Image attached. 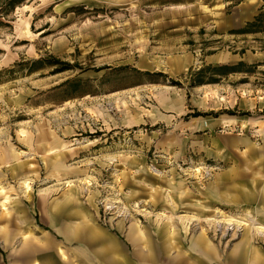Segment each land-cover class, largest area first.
Returning <instances> with one entry per match:
<instances>
[{
	"label": "rangeland",
	"instance_id": "374dc122",
	"mask_svg": "<svg viewBox=\"0 0 264 264\" xmlns=\"http://www.w3.org/2000/svg\"><path fill=\"white\" fill-rule=\"evenodd\" d=\"M244 2L251 9L235 10V22L264 5ZM236 4L25 0L0 14V264H65L61 247L79 264L84 245L63 230L85 217L122 240L136 222L161 264L177 255L197 258L190 245L205 228L221 254L245 234L263 237L255 244L264 251V230L257 229L264 202L250 181L254 172L264 174V89L253 85L256 76L239 83L242 75L231 74L193 87L188 75L211 64V53L237 54L218 64L264 61V51L251 53L263 34L229 33L219 22ZM181 54L193 56L192 66L175 75L163 69L161 62ZM52 55L73 69L29 72L30 60ZM243 138L254 143L247 162L252 149L227 143ZM5 151L18 155L2 161ZM231 169L247 177L242 191L254 190L255 201L207 198L216 176ZM179 180L182 197L173 187ZM166 225L179 233L173 245L160 233Z\"/></svg>",
	"mask_w": 264,
	"mask_h": 264
},
{
	"label": "crops",
	"instance_id": "0c3cea01",
	"mask_svg": "<svg viewBox=\"0 0 264 264\" xmlns=\"http://www.w3.org/2000/svg\"><path fill=\"white\" fill-rule=\"evenodd\" d=\"M234 1L235 0H225V4L229 5ZM242 1L243 0L236 2L237 4L233 6V15H225L224 20L221 19L219 21L223 22L222 25H225L227 30L242 26L246 21L252 20L254 16L259 12L258 8H255L256 12H253L249 18L245 19L241 17L239 19V22H235V10H243L245 9V7L251 9L248 3H242ZM215 13L224 14L225 12H222V10H218ZM259 51L257 52V50L253 49L251 53L252 55H258L262 53L261 51H264V49H261L259 46ZM231 55L235 56L237 54L217 52L208 54L207 59L211 64H218L230 59ZM193 59L194 58L191 54H181L172 56L168 60L163 61L160 64L163 65V69L165 71L172 75H175L192 66ZM247 62L254 63L257 61ZM227 143H230L231 146H238L240 143L245 144L247 147H249V149H252L250 157H248L245 161L247 162L248 160L254 158L252 154L254 151V143H252L249 139H227ZM208 154L211 155L212 152L208 151ZM17 155L18 153L5 151L1 154V160L5 161L7 159H10L11 157H16ZM260 160L261 163H264L263 157L260 158ZM30 166L32 167L33 164H30ZM261 173L262 170H260L259 172H254L253 176H251L250 178V181L259 193L258 198L262 202H264V180L261 179H264V174ZM215 179L216 180L214 184H210L207 191V198L209 199H222L225 203H236L239 201L251 203L257 199L254 190L242 191L244 189L243 185L245 183V180H247V177H245V175L241 172L239 173L238 171L231 169L229 172L219 174ZM229 182H232L233 184L229 185ZM184 183V181L179 180L177 184L173 186L174 189L178 191L180 197H182L186 193L185 190L181 189ZM231 189L236 190V193L227 194L226 191H229ZM0 195L2 194L0 193ZM9 203L12 204L14 203V201L10 200ZM2 206L5 207V209H8L7 201L3 200ZM75 210V213L77 214L83 212L79 208H76ZM258 213L264 214L263 210H258ZM199 215L200 217H205L207 213L205 211H201ZM261 220H264V218H262ZM259 227L264 228L263 225H260ZM176 231L175 229L173 231H169L168 229L167 231V225L161 228L160 233L161 235H164L166 237V244L173 245L172 240H175L177 238L174 235L179 234L176 233ZM212 232L213 231L209 230V228H205L199 235H196L192 238L190 246L192 250L199 254L197 258H195L193 255H190L189 258H181L176 260L179 257V255H177L174 259L170 258L168 260V264H264V251L262 250L261 246H257L255 244V241H263V237H261L260 235L255 236V234H245L243 235L240 242L237 243L229 253L227 252L226 254H221L219 249H217V247L211 242ZM63 233L68 238V241H82L84 247L79 246L78 250L81 252L83 259L79 264H161L157 256L155 245L153 246L151 244V240L149 239L148 234L136 222L132 223L128 228L126 240H122L115 235H110L105 229L94 223H91V219L86 217L84 218L83 222H78L76 225H73L71 227H65ZM170 233L172 234V236L170 237V239H168V234ZM30 235L31 234H25L23 237L24 240L26 238H29ZM213 236H217L221 240L226 238L225 234L219 236L216 231L214 232ZM31 238L33 240H38V238H36L35 236H32ZM87 247H94V249L96 250H92L91 248L88 249ZM58 253L60 254V262H64L65 264H78V262L73 260L72 256H70L69 252L66 249L61 247L59 248ZM93 253H95V255L97 256L95 257ZM34 264H38V262L34 261Z\"/></svg>",
	"mask_w": 264,
	"mask_h": 264
},
{
	"label": "trees",
	"instance_id": "16d2710c",
	"mask_svg": "<svg viewBox=\"0 0 264 264\" xmlns=\"http://www.w3.org/2000/svg\"><path fill=\"white\" fill-rule=\"evenodd\" d=\"M241 0H235L239 2ZM25 0H7L4 7L0 8V14L5 15L13 11L17 6L23 4ZM229 33L235 34H263L264 35V5L260 8L259 12L254 18L246 22L245 26L239 29H232ZM261 45L260 48L264 49V37L255 38ZM247 48H244L240 53H244ZM47 60H51L46 63ZM29 72H34L44 66H56L51 73L56 74L69 69H73V66L66 61H63L55 56L48 58L33 59L29 61ZM23 66V62H18L17 66ZM231 74H241L242 78L239 79V83H250L251 77L256 76L253 85L255 88L264 89V61H258L254 63H248L244 60L239 61L236 64H207L199 68H191L189 70V82L191 86H200L204 84L217 83L221 80V77L228 78ZM175 85H180L179 81L172 79L171 81ZM200 114V113H197Z\"/></svg>",
	"mask_w": 264,
	"mask_h": 264
},
{
	"label": "bare ground",
	"instance_id": "6f19581e",
	"mask_svg": "<svg viewBox=\"0 0 264 264\" xmlns=\"http://www.w3.org/2000/svg\"><path fill=\"white\" fill-rule=\"evenodd\" d=\"M26 183H27V181H25V184H26ZM28 188H29V187H28ZM241 223H242V222H241ZM245 224H246V223H245ZM257 229H258L259 231H261L262 229L264 230L263 227H259V226L257 227ZM226 234H227V232H226ZM226 234H225V235H226Z\"/></svg>",
	"mask_w": 264,
	"mask_h": 264
}]
</instances>
